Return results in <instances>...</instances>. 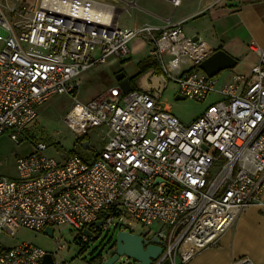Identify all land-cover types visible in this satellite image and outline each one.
I'll list each match as a JSON object with an SVG mask.
<instances>
[{
    "label": "built area",
    "instance_id": "built-area-1",
    "mask_svg": "<svg viewBox=\"0 0 264 264\" xmlns=\"http://www.w3.org/2000/svg\"><path fill=\"white\" fill-rule=\"evenodd\" d=\"M222 1L233 0L216 4ZM27 6V0L8 7L0 2V137L10 133L18 143L29 140L28 130L49 101L77 95L84 75L126 60L132 42L153 30L122 28L115 7L104 1ZM149 41L161 72L144 77L147 88L124 93L117 85L100 99H75L65 117L75 138L101 130L100 153L58 162L38 143L17 160V178L0 177V234L15 238L22 229L45 233L67 226L87 245L103 234L149 231L145 239L158 237L164 249L152 264H191L245 210L261 204L264 47H251L258 57L251 75L234 73L217 90V77L194 69L212 50L187 38L181 24ZM171 82L184 99L217 94L219 101L185 124L162 101ZM103 212L108 217L98 229ZM89 226L92 238L84 234ZM57 241V252L64 251L66 244ZM46 254L27 243L0 245V264H42ZM232 264L258 263L241 257Z\"/></svg>",
    "mask_w": 264,
    "mask_h": 264
},
{
    "label": "rangeland",
    "instance_id": "rangeland-1",
    "mask_svg": "<svg viewBox=\"0 0 264 264\" xmlns=\"http://www.w3.org/2000/svg\"><path fill=\"white\" fill-rule=\"evenodd\" d=\"M13 1L0 0L5 7H8ZM27 3L29 9L34 5L33 0H27ZM5 13L13 22L12 15L7 10H5ZM135 44H140L139 53L132 51L130 57L124 61L116 62L113 66L105 65L88 72L76 98L58 96L42 107L37 122L27 132L29 140L26 139L22 143H18L11 139L10 133L2 135L0 137V177L17 178V160L20 157L31 155L35 150V144L38 143H44L48 146V150L45 152L46 156L58 162H64V159L70 156V152L75 149V145L80 139L74 137L65 123V117L73 106V101L78 99L86 103L100 99L116 82L115 75L127 72L128 76H137L140 72L139 61L143 62L144 58V64L149 61H155V58L149 54L151 49L154 48L152 43L148 42L146 38L140 37L132 42L131 47ZM145 44L149 45L147 50H145ZM239 69L237 67L234 70H227L218 75L217 90H221L229 78L234 73L239 72ZM178 95L177 85L171 82L164 93L162 101L166 105H171L173 114L185 124L192 123L203 115L211 105L219 101L217 94H212L205 101H198L192 98L177 100ZM100 134L101 130H93L86 135L92 149L85 150L83 147H78L76 150L80 157L83 156L82 158L91 160L95 154L102 151L104 143ZM32 135L36 137L34 140ZM261 205L262 201L260 205L254 207H261ZM249 212L251 211L243 212L235 220L225 239L228 241L231 250L230 255L233 258L247 257L259 264L264 262V221H260L258 216L256 218V214L253 211V213ZM136 225L139 227L137 223ZM54 230L55 235L53 238L45 233H37L27 229L20 230L15 238L1 233L0 244L7 248H13L12 246L15 247L23 243L32 244L47 254L53 255L57 264H102L115 255L114 244L117 235L114 233L108 236L103 234L100 239L91 240L89 244L85 245L75 240V231L67 226L55 228ZM58 239L63 240L66 244V249L56 253ZM221 246L225 247L224 242ZM220 263V259L213 260V264ZM114 264H127V256H121ZM130 264H134L132 258H130ZM167 264L170 263L167 262Z\"/></svg>",
    "mask_w": 264,
    "mask_h": 264
},
{
    "label": "crops",
    "instance_id": "crops-1",
    "mask_svg": "<svg viewBox=\"0 0 264 264\" xmlns=\"http://www.w3.org/2000/svg\"><path fill=\"white\" fill-rule=\"evenodd\" d=\"M98 1H104L115 7L122 28H152L151 34L142 35L148 42H150L149 38H159L166 29L181 24L187 38L197 39L196 42H204L212 51L223 50L235 58L238 61L237 67L240 68L237 74L244 76L251 75L258 63V57L251 47H264V0H233L222 1L218 4H216L217 0H180L177 6L174 0ZM139 45H132L131 50L139 53ZM148 46L145 44V50ZM144 61L145 58L143 62H139L142 64ZM115 63L111 61L108 66H113ZM148 63H154L156 66L150 68L139 78L138 89L141 84L145 83L144 77L148 73L154 71L159 74L161 72L156 59ZM124 73L130 81L135 77V75L128 76L127 72ZM117 85L120 86L116 81L111 88ZM168 106L173 112L172 106ZM261 201V207L253 206L244 212H254L256 218L258 216L260 221H264V193ZM227 232L215 245L201 251L191 264H213L215 259H220V264H232L235 259L239 258H233L230 255V246L225 239ZM223 242L224 248L221 246ZM56 253H58L57 250Z\"/></svg>",
    "mask_w": 264,
    "mask_h": 264
},
{
    "label": "water",
    "instance_id": "water-1",
    "mask_svg": "<svg viewBox=\"0 0 264 264\" xmlns=\"http://www.w3.org/2000/svg\"><path fill=\"white\" fill-rule=\"evenodd\" d=\"M197 39H193L196 42ZM238 65V61L223 50L212 51V53L198 64V69L204 72L209 78H215L222 72L227 70H234ZM116 81L120 84L124 93L132 91L133 87L131 81L126 78L124 72L115 76ZM177 100H184L183 97L177 96ZM83 149L91 150L90 142L82 144ZM160 180H157V183ZM108 217L107 212L102 213V220L96 222L94 226L98 229L102 228L105 219ZM89 226L84 234L88 237H93ZM149 231H146L142 236L134 235L128 232H120L116 238V254L108 260L105 264H114L121 256L126 255L132 258L136 264H152L154 260L158 259L164 252L162 241L155 237L152 241L145 239ZM45 234L49 237H54L53 228L49 227L45 230ZM98 237L94 238L97 240ZM42 264H56L53 255L46 254Z\"/></svg>",
    "mask_w": 264,
    "mask_h": 264
},
{
    "label": "trees",
    "instance_id": "trees-1",
    "mask_svg": "<svg viewBox=\"0 0 264 264\" xmlns=\"http://www.w3.org/2000/svg\"><path fill=\"white\" fill-rule=\"evenodd\" d=\"M154 66H156L154 63H146V64H140V72H139V75H137V76H135V77H133L132 79H131V84H132V87H133V90H139L138 89V86H137V83H138V80H139V78L142 76V75H144L146 72H148L149 71V69L150 68H153ZM194 69H196V70H199L198 69V67H196V68H194ZM158 71H160L159 69H158ZM76 97V95H74V97L73 98H75ZM32 137H33V140L36 138L35 137V135H32ZM86 141H88V139H87V137L86 136H84V137H81L80 139H79V141L76 143V145H75V149H73L71 152H70V155H78V156H80V154L77 152V148L78 147H82V144L84 143V142H86ZM81 157H83V156H81ZM84 159V158H83ZM86 159V158H85ZM87 160V159H86ZM76 240V239H75Z\"/></svg>",
    "mask_w": 264,
    "mask_h": 264
},
{
    "label": "bare ground",
    "instance_id": "bare-ground-1",
    "mask_svg": "<svg viewBox=\"0 0 264 264\" xmlns=\"http://www.w3.org/2000/svg\"><path fill=\"white\" fill-rule=\"evenodd\" d=\"M144 87L147 88V87L145 86V83H144Z\"/></svg>",
    "mask_w": 264,
    "mask_h": 264
},
{
    "label": "flooded vegetation",
    "instance_id": "flooded-vegetation-1",
    "mask_svg": "<svg viewBox=\"0 0 264 264\" xmlns=\"http://www.w3.org/2000/svg\"><path fill=\"white\" fill-rule=\"evenodd\" d=\"M94 238H96V237H94Z\"/></svg>",
    "mask_w": 264,
    "mask_h": 264
}]
</instances>
